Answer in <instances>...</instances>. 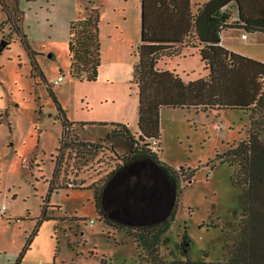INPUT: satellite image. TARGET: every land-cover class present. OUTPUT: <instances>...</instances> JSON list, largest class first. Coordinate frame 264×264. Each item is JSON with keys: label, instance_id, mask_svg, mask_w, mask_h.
<instances>
[{"label": "rangeland", "instance_id": "1", "mask_svg": "<svg viewBox=\"0 0 264 264\" xmlns=\"http://www.w3.org/2000/svg\"><path fill=\"white\" fill-rule=\"evenodd\" d=\"M2 1L14 12L21 34L7 20ZM89 1L102 12L106 9L102 5L111 3V0H19L18 3L0 0V42L2 39L9 42L0 52V264H139L135 241L126 230L111 227L98 215L94 190L90 187L102 186L136 146L123 131L114 133L111 121L129 122L135 138L140 133L141 138H146V132L155 127L153 117L161 130L160 159L174 167L195 169L191 183L181 181L177 212L168 232L171 242L161 248L163 264H186L187 259L200 264H222L245 223L242 210L247 187L232 182L235 167L221 162L217 156L231 144L236 146L247 138L251 110L235 100L230 87L224 89L219 103L211 104L205 93L201 103L205 102L208 109L164 106L161 112L153 110L150 98L161 97L154 92L158 80L149 78L152 68L146 55L137 59L133 54L142 44L138 8L132 5L135 0L130 2L132 13L127 21H123L121 12L115 14L124 27L119 24L118 31H125L119 35L120 44L126 42L127 46L133 41L130 62L125 61L126 56L122 75L126 77L131 72L129 77L134 79L136 65L141 63V88L137 95L134 91L128 94L125 85L119 83L115 85L118 104L114 105L111 97L104 102L105 98L99 95L106 91L100 87L104 79L89 82L70 73V17L75 9L78 15L82 12L85 16ZM226 10L233 17L236 3L232 2ZM109 16L115 17L114 13ZM110 20L106 17L101 29L100 68L106 75L112 70L109 47L114 37L110 33L116 19ZM241 31L249 39L239 37L233 47L246 55L264 58V33ZM21 35L26 36L36 53L46 81L32 75L31 57ZM166 61L172 67L173 61ZM189 63L196 70L195 76L203 74L205 67L199 61ZM61 75L64 79L55 85V79ZM246 84L247 91L255 85ZM50 85L70 120L89 123L86 130L73 125L65 136L70 147L61 142L63 114ZM136 85L135 80L131 84L133 90ZM257 108L264 112V85ZM141 113L145 114L143 133L139 127ZM102 121L109 123L91 124ZM80 141L99 146L82 149ZM58 160V188L51 195L47 219L37 226L43 217L44 200ZM119 187L115 185L110 191L113 206L121 198ZM4 203L9 208L2 215ZM186 228L188 242L181 252L175 244L181 242Z\"/></svg>", "mask_w": 264, "mask_h": 264}, {"label": "trees", "instance_id": "2", "mask_svg": "<svg viewBox=\"0 0 264 264\" xmlns=\"http://www.w3.org/2000/svg\"><path fill=\"white\" fill-rule=\"evenodd\" d=\"M18 1L16 0L17 3ZM233 1L239 4L240 17L239 20L229 23L228 21L232 13L226 9H222ZM2 2L8 15L7 20L21 34L14 12L8 8L5 1ZM91 4L93 2L89 1L85 7L88 13L82 16L81 12L77 18L71 20L69 27L70 73L74 77L87 81L98 79L102 62V41L100 36L101 10L99 7ZM193 6V28L182 40L186 44L194 46L201 44L203 45L202 49L211 48L219 43L220 31L224 27L243 28L248 32H264V0H203L200 2L195 0ZM233 23L236 26H232ZM21 36L22 43L29 51L32 67L35 71H32V75H39L41 79L46 81V76L37 62L36 53L31 49L26 36ZM144 37L146 40L147 35L145 34ZM144 48L143 43L138 46L137 52L139 57L143 56L144 58L146 55ZM179 53L180 48H176L161 52L160 55L172 56ZM158 55L155 53L153 56L146 55L151 63L150 68H153ZM216 55H212V61L217 64L218 61L214 57ZM234 57L236 59L233 60L238 61L239 66L242 68L239 59L247 60V58L237 54ZM233 60L226 59L223 61L230 65ZM204 61L206 64L208 63L207 59ZM225 72L228 76L233 74L230 70L225 71L223 65L217 68L216 71L213 70L212 78L215 79L214 85L220 82L219 74L222 75ZM141 74H143L141 63H138L135 68V80L140 88ZM216 74L217 78L215 77ZM148 75L150 79L156 77V80H158L157 83L155 82L154 92L156 95L161 96L159 99H156L155 96L150 98L153 110L156 109L158 111L160 103H168L171 106L181 107H191L193 105L190 103L169 102L163 99L159 90L161 88L167 89V76L165 74L154 73L152 69ZM245 82L250 83V85L254 83L255 85H252L247 91V84ZM263 82V75L249 70L244 72L240 82L242 84L240 89L242 92H240L238 98L235 100L239 101L245 109L249 108L251 110L248 135L246 139L239 141L236 146L231 144V147L217 156L221 162H227L235 167L231 176L232 182L236 185H246L247 187L244 197L245 206L242 210V217L245 223L239 231L231 253L227 255L226 261L222 264H264V112L257 108L258 100L263 97ZM221 86L222 92L219 96L215 97L212 103L210 102L211 104L219 103L221 100V94L224 91L223 84ZM198 87L200 88V85ZM228 87L233 91L235 89L232 88L231 83H228ZM214 89L215 87L213 91ZM50 91L60 105L51 85ZM209 91L210 89L206 93H209ZM249 98H251L250 102H248ZM173 99H176V97ZM200 104L198 103L196 108L208 109V105L205 102H200ZM141 109H143L142 106ZM60 110L63 114V138L67 136L73 125H79L84 128L85 125L89 124L70 120L61 105ZM143 113H141L139 120V127L142 133L146 128L144 124L145 114ZM152 120L155 123V127L150 132H146L144 135L146 138H141V133L138 138H135L127 125L111 122L114 133L123 131L136 146L130 150V155L125 158L123 164L117 166L109 174L102 186L90 187V189L94 190L95 208L98 215L111 227L126 230L135 241L139 255V264H163L161 248L171 242L168 232L177 212L181 181L186 180L188 183H191L195 176V169L169 165L160 159L158 153L160 149L155 152L152 151L150 141L156 137L160 139L157 119L153 117ZM91 124L108 125V122H93ZM63 138L61 142H64V146L70 147L71 143L67 142V137H65L66 140L64 141ZM78 145L80 148L87 150L91 149V147L99 146V144L85 141L78 142ZM64 146H61V149ZM59 171L60 160L57 161L54 178L51 181L47 198L44 200L43 217L37 223V226L47 219L48 207L52 205L51 195L58 188L57 178ZM115 185H120L118 189H121V198L113 206L111 205L109 196L111 189ZM188 237L186 228L181 242L175 244V247L181 250V252L184 250L183 245L188 242ZM30 243L31 238L27 244L30 245ZM21 257L22 254L20 255ZM200 263L199 261L187 259L186 264Z\"/></svg>", "mask_w": 264, "mask_h": 264}, {"label": "crops", "instance_id": "3", "mask_svg": "<svg viewBox=\"0 0 264 264\" xmlns=\"http://www.w3.org/2000/svg\"><path fill=\"white\" fill-rule=\"evenodd\" d=\"M134 0H111L110 4L105 3L104 6L106 9H104V12L101 10V22H100V36L102 35L101 29L103 26L104 19H107L111 22L110 19H116L114 21L113 25V31L110 33V37L113 38V40L110 43L109 51L111 53V59L110 65H111V74L106 75V72L100 68L99 70V76L98 80L104 79V84H101L100 87L106 88L105 92L99 93L100 96H103L105 98L104 102H107L110 97L112 100H114V105H117V95H118V89L115 87V85H118L119 83H122L126 87V92L128 94H131L132 91L136 92L135 94H138V88H140L138 85H136V90H133V87L131 86L132 82L135 81L134 79H131L129 77L131 75V72L125 76L122 75V70H124V66L122 65L124 62V58L128 56V59H125L126 62H130V48L133 47V41H129L126 46V42L122 46L120 44L119 35L124 34V29L122 31L120 30L119 24L122 28L123 22L122 20L116 16V12L119 11L124 15L123 21H127L129 18V14H131V7L130 2ZM195 0H135L132 5H134L136 8H138L139 12V23H140V31H141V40L144 44V52H146V55L153 56V54H159L158 58L153 64L152 71L154 73L158 74H165L167 85L164 89L161 88L159 91L162 94V98L168 100L169 102H182V103H190L193 104L192 106H197L198 103L200 104L201 98L204 96V94L210 89L208 96H209V102H213L215 97L219 96V94L222 92V86L223 84L224 89L227 88L228 83H231V86L233 85L234 88V95L236 96V99L238 98V95L240 92H242L241 86V78L244 75V72L249 71H255L260 75L264 76V58L261 57H253L250 55H246V53L237 50L233 47L234 41H237L239 37L243 40L249 39V36L245 38L242 37V35L245 33H242L241 30H245L243 28L238 27H224L220 31V41L217 45L211 47V48H204L201 47L203 45H189L184 42H182L184 36L193 28V12H194V3ZM203 1V0H198ZM236 3V13L234 16L229 19V23L239 20L240 10H239V4L236 1H233ZM232 2H230L228 5L223 7L222 10H225L229 7V5ZM110 13H114L115 17L109 16ZM77 13V10L75 9L73 14L70 17L71 20L77 18L79 15ZM108 21V22H109ZM246 31V30H245ZM252 34H259L264 33L261 31L257 32H249ZM147 35L146 40L144 35ZM144 39V41H143ZM102 41V38H101ZM233 44V45H232ZM152 46V48H150ZM176 48H180V53L177 55H160L161 52L168 51V50H174ZM127 49V50H126ZM143 52V53H144ZM136 58H139V54L137 50H135ZM217 54V55H216ZM242 55L247 58V60L239 59V61L242 64V68L239 66L238 61H234L233 59H236L234 56ZM214 56L215 59L218 61L217 64L212 61ZM223 57V58H222ZM120 58H123V61H120ZM207 59L208 63L204 61ZM166 59H170L173 61L172 67L169 65V63L166 61ZM231 59L233 60L230 65H228L223 60ZM192 60L193 62L199 61L200 65L202 64V67H205L203 69V74H198L195 76L196 70L193 69V66L189 61ZM223 61V62H222ZM128 65V64H127ZM224 67L225 71L230 70L233 74L229 75L226 74V72L222 75L219 74V83L217 85H214L215 79L212 78V72L213 70L216 71L217 68ZM245 66V68H244ZM197 67V66H196ZM135 71V70H134ZM217 78V74L215 75ZM170 78V79H169ZM57 79V78H56ZM55 79V80H56ZM96 81V80H95ZM92 82V81H89ZM57 85V84H55ZM200 85V88L198 87ZM260 85V82H259ZM232 86V87H233ZM261 86V85H260ZM198 87V88H197ZM215 87L214 91L213 88ZM260 91V89H259ZM257 91V92H259ZM259 95V93H257ZM176 97V99H173ZM251 98H249V101ZM167 102V101H166ZM117 103V104H116ZM164 106H171L168 105V103H160L158 106V111L161 112L162 108ZM191 106V107H192ZM186 107V106H185ZM199 108V107H198ZM113 109H120L119 107H114ZM112 120H116L112 118ZM108 122V121H104ZM111 122H119L127 125L128 129L133 133V129L130 126L129 122H121V121H111ZM109 123V122H108ZM89 128L88 125L84 126V129L86 130ZM158 130H160V125L158 123ZM134 134V133H133ZM135 135V134H134ZM162 140L161 134H160V141ZM162 144V141H161ZM8 206V203H7ZM9 208V207H8ZM7 208V209H8ZM7 211V210H6ZM6 213V212H5ZM4 213V214H5ZM2 213V215H4ZM10 219V217L8 218Z\"/></svg>", "mask_w": 264, "mask_h": 264}, {"label": "built area", "instance_id": "4", "mask_svg": "<svg viewBox=\"0 0 264 264\" xmlns=\"http://www.w3.org/2000/svg\"><path fill=\"white\" fill-rule=\"evenodd\" d=\"M247 36V34L246 33H244L243 35H242V37L243 38H245ZM64 79V77L61 75V76H59L56 80H55V84H58V83H60L62 80ZM151 143V149H152V151H158L159 149H160V146H161V142H160V139L159 138H153L151 141H150ZM7 208H8V206H7V203H4L3 205H2V207H1V213H5L6 212V210H7Z\"/></svg>", "mask_w": 264, "mask_h": 264}, {"label": "water", "instance_id": "5", "mask_svg": "<svg viewBox=\"0 0 264 264\" xmlns=\"http://www.w3.org/2000/svg\"><path fill=\"white\" fill-rule=\"evenodd\" d=\"M8 41L7 40H4L2 39L1 42H0V52L8 45Z\"/></svg>", "mask_w": 264, "mask_h": 264}, {"label": "bare ground", "instance_id": "6", "mask_svg": "<svg viewBox=\"0 0 264 264\" xmlns=\"http://www.w3.org/2000/svg\"><path fill=\"white\" fill-rule=\"evenodd\" d=\"M55 84V83H54Z\"/></svg>", "mask_w": 264, "mask_h": 264}]
</instances>
